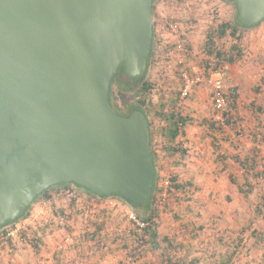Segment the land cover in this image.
I'll list each match as a JSON object with an SVG mask.
<instances>
[{
    "label": "water",
    "instance_id": "1",
    "mask_svg": "<svg viewBox=\"0 0 264 264\" xmlns=\"http://www.w3.org/2000/svg\"><path fill=\"white\" fill-rule=\"evenodd\" d=\"M237 18L264 21V0H232ZM153 0H0V227L50 186L149 200V123L118 114V68L145 74Z\"/></svg>",
    "mask_w": 264,
    "mask_h": 264
},
{
    "label": "rangeland",
    "instance_id": "2",
    "mask_svg": "<svg viewBox=\"0 0 264 264\" xmlns=\"http://www.w3.org/2000/svg\"><path fill=\"white\" fill-rule=\"evenodd\" d=\"M234 17V5L228 0H157L154 30L169 44L171 40L163 22L178 20L188 66L201 68L209 62L204 51L207 33L221 21L233 22ZM238 36L242 55L233 63V73L240 81L244 76L248 79V74L244 75L247 71L249 75L251 72L252 78L248 82L245 80L248 85L245 89H239L228 84L230 79L227 78L226 67L222 76L226 90L236 92V98L239 93H245V102L248 100L247 106L252 113L247 111V106L240 108L241 115L234 112L240 123L236 124L239 131H236L235 141L240 145L235 148V144H230L234 150V170L226 179L206 185L201 177L199 185H190L188 194H177L167 201L161 193L157 201L156 235L152 236V241L146 237L142 242L143 229L132 222L129 214L133 211L121 200L97 199L77 188L78 198L73 199L60 193L59 189H52L49 196L32 203L27 217L12 223L10 229L18 225L24 229L8 243L20 241L22 246L29 244L34 247L35 252H31L39 264L47 254H51L48 263L58 255L65 264H182L183 260L187 263L194 259L198 260L196 264H216L227 256H231L230 264H264V157L263 167H256L242 151L247 149L243 143L247 133L259 134L258 142H263L260 150L264 148V95L258 101L252 98L254 94L264 93V21L251 28L238 27ZM216 41L225 53L231 51L230 47L235 42L229 34ZM179 58L182 56H174L169 62L166 57L157 65L158 68L150 70V80L155 86L149 112L155 122L153 147L159 154L157 164L165 168L160 170V183L170 172L179 175L172 166L178 164L177 159L163 154L164 139L158 132L161 124L154 114L161 101H167L180 90ZM169 63L172 64V72L168 70ZM201 89L199 96L206 101L203 110L211 121L213 110L207 104L211 103L210 88L201 84ZM112 100L119 111L126 110L125 98H120L117 91L112 94ZM175 108L183 113L188 111L187 105L178 108L175 104ZM232 108L230 99V113ZM245 118L247 123L242 126L240 121ZM252 118L257 123L251 127ZM49 198L52 199L47 202ZM58 245L63 248L58 249Z\"/></svg>",
    "mask_w": 264,
    "mask_h": 264
},
{
    "label": "trees",
    "instance_id": "3",
    "mask_svg": "<svg viewBox=\"0 0 264 264\" xmlns=\"http://www.w3.org/2000/svg\"><path fill=\"white\" fill-rule=\"evenodd\" d=\"M230 1L235 8V17L233 22L230 21H221L219 22L216 27L209 31L206 35L205 42H204V51L207 57V60L209 57H218L223 58L228 62L232 63L236 61V58L240 57L241 54V47L238 43V27L242 28H251L248 26L243 25L237 18L238 10L236 8V4L232 0ZM157 4V0H153V14L154 10ZM229 34L235 42L230 47V52H222L221 48H219L217 44V39L222 38L223 36ZM171 46V44L167 43V40H164L160 37H158L155 34V30L153 27V36H152V45H151V53L149 60L147 62V67L145 74L142 77L129 79L126 77L124 70L122 67L118 68L117 74L113 77L111 86H110V95L109 99L111 102L112 94L114 91H117L120 98H125L124 93L126 94H132V98L128 101V104L126 105V99L124 101V105H126V110L123 115L127 116L129 115L133 110H140L143 112V114L146 116L148 123H149V134H150V149L152 154V159L154 163L155 168V174H154V181L152 186V192L151 196L148 201L144 203H136L134 201L128 200L127 198H124L118 194H111V195H101L99 193H95L83 186H80L76 183L70 182V183H58L56 185L50 186L48 189L44 190L41 194H39L32 203H34L36 200H38L40 197H47L49 196V192L52 189L65 191V190H71V189H79L81 192L86 193L88 196H94L97 199H104V198H117L121 200L124 204H126L134 213L135 215L143 221L146 226L143 229V234L141 236V242L148 237L150 241H152V236L156 235V217L158 215V205L157 201L159 199V196H161V193L164 189L163 185L160 183L161 177H160V170L161 167L157 164V159L159 154L154 150V128H155V122L152 121L150 118V107H152L151 98L152 93L155 90L154 83L150 80V70L153 68H158L157 65L161 64L163 62V59H166L165 52L166 50ZM235 52V54H233ZM237 53V55H236ZM225 55V56H224ZM178 77L180 79V89L182 86V79L180 77L179 71H177ZM180 94L179 92L176 93V95H171L167 101H161L158 105L157 110L155 111V115L158 118V122L161 124V126H158V132L161 134V136L164 139V142L162 144V150L163 154L166 155H173L175 153H182L180 150V143L176 142V138L179 134V123L185 122V117L183 116V112L177 111L175 108V104L178 99V96ZM236 92L232 93V98H235ZM233 98V100H234ZM112 104V102H111ZM115 110V109H114ZM226 113H229V110H226ZM121 115V114H120ZM156 132V131H155ZM168 185H167V197H162L165 201L168 200L170 197H177V194H188L190 185L184 181H182L178 175H176L174 172H170V174L167 175ZM161 184V185H160ZM61 185V187H58ZM58 190V191H59ZM187 196V195H186ZM31 203V205H32ZM30 205V206H31ZM30 206L26 209L25 213L18 218L16 221L27 217ZM12 223H9L5 226L0 227V233L6 232L10 229V226ZM97 227L100 228L98 225ZM24 235V234H23ZM143 237V238H142ZM170 257V255H169ZM231 256H227L225 258H221L218 263L216 264H230ZM198 260H190L189 262L185 263L186 261L183 260L182 264H196ZM170 262V260H169Z\"/></svg>",
    "mask_w": 264,
    "mask_h": 264
},
{
    "label": "crops",
    "instance_id": "4",
    "mask_svg": "<svg viewBox=\"0 0 264 264\" xmlns=\"http://www.w3.org/2000/svg\"><path fill=\"white\" fill-rule=\"evenodd\" d=\"M155 34L160 38L162 37V35L159 36L156 31ZM233 63L234 62L226 65L228 71L227 78L230 79L228 84L235 88L245 89L248 86L245 81L247 78L244 76V79L242 78L240 81V78L237 75H234L232 69ZM196 67L197 66H194V69ZM246 73L248 74V82L252 78V75L251 72L249 75L248 71L245 72L244 75H246ZM263 85L264 84H262V86ZM195 93H198V95L196 96ZM199 93L202 94L201 85L195 87L191 98H188L185 101V105L188 106V111L183 113L185 122L182 124V128L176 138V142L181 145L180 150L182 153H175L166 156L170 157V159H177L178 164H172V166L176 168L175 172L179 173L178 177L183 182L185 181L187 185H199L201 177H203L202 179L205 181L203 184L212 185L216 184L217 180L223 181V179H226V177L234 170V165L232 164L234 161V150L230 147V144H235V148L240 145L235 141L236 131H239V126L236 129V124L239 123L236 119V115H241V112H239L240 108L243 106L246 107L248 100L245 102V93H239V97L237 98L236 94L235 98L233 97L234 100H231V105L233 107L232 113L229 111L226 125L221 126L214 119V110L210 101L207 104L211 106V109L213 110L212 120L210 121L206 118L208 113L203 110V105L206 101L205 98L199 96ZM257 94L252 95V98H256L257 101L261 100V96L264 95V93ZM249 109L251 108L248 105L247 111L251 114L252 110ZM240 122L243 126L247 123V119L245 118L243 122ZM255 122L256 121L252 118V121L250 122L251 127L255 125ZM257 137H259V134L257 135V133L250 135L247 133V139L243 142L247 149L242 151L243 154L247 153V159L250 160L252 164L255 163L256 167L261 168L263 167L264 148L260 150V144L263 142H258ZM229 161L231 162L227 165ZM211 163L213 166H210ZM169 166H171V164H169ZM163 169L165 168L162 166L161 170ZM219 170L223 171L219 173ZM43 229L44 228H40V230ZM21 241L25 242V240ZM21 243L22 242L20 241L16 243L12 241L3 244L0 248V264H39L38 259L33 255L34 253L31 252V250L35 252L34 247L29 246V244L22 246ZM48 246L52 248L51 244H48ZM56 254H58V252H56ZM50 262L48 264H65L58 258V255H56V259L51 263Z\"/></svg>",
    "mask_w": 264,
    "mask_h": 264
},
{
    "label": "built area",
    "instance_id": "5",
    "mask_svg": "<svg viewBox=\"0 0 264 264\" xmlns=\"http://www.w3.org/2000/svg\"><path fill=\"white\" fill-rule=\"evenodd\" d=\"M164 25L166 27V32L170 37V44L171 46L166 50L165 55L168 58L167 61L170 60L174 56H182L179 58V63L181 64L180 69V77L182 79V86L180 89L179 99L177 102V107H183L185 105L186 99L193 93L195 87L201 84H206L210 88V95H211V103L214 110V119L215 121L221 125H226V120L228 114L226 110L229 107L230 99L232 100V93L226 90L224 79L222 76L223 70L227 65V61L223 58L218 57H209L208 64L203 67H190L188 66L187 60L185 59L186 54L183 53V34L180 30V24L178 20H164ZM225 56V55H224ZM169 72H172V64H168ZM182 128V123H179V131ZM164 187L162 191V196L164 198L167 197V185L168 180L167 178L162 180L161 183ZM60 193L64 194L67 197L77 199L78 192L76 189L60 191ZM54 197V196H52ZM52 198L47 199V202H50ZM40 211L39 213H41ZM130 219L132 222L139 227L140 229L144 228L146 224L141 221L134 212H130L129 214ZM21 226H15L7 230L6 232L0 233V245L9 242L15 236H18L20 231L24 228H20ZM22 238V235H20ZM62 245H58V249H62ZM51 254H47L43 256L40 260V264H47L50 259Z\"/></svg>",
    "mask_w": 264,
    "mask_h": 264
},
{
    "label": "flooded vegetation",
    "instance_id": "6",
    "mask_svg": "<svg viewBox=\"0 0 264 264\" xmlns=\"http://www.w3.org/2000/svg\"><path fill=\"white\" fill-rule=\"evenodd\" d=\"M124 95H125V99H126V105L128 104V101L131 99V93L130 94H126V92L124 93ZM111 102H112V105H113V108L115 109V111L118 113V114H121V115H123L124 113H125V110L124 111H119L115 106H114V104H113V100L111 99ZM125 105V106H126ZM127 107V106H126ZM126 107H125V109H126Z\"/></svg>",
    "mask_w": 264,
    "mask_h": 264
}]
</instances>
